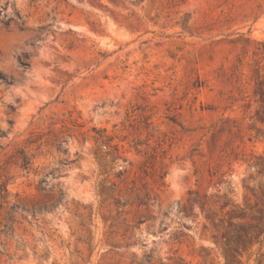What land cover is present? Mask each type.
<instances>
[{
	"label": "rangeland",
	"instance_id": "obj_1",
	"mask_svg": "<svg viewBox=\"0 0 264 264\" xmlns=\"http://www.w3.org/2000/svg\"><path fill=\"white\" fill-rule=\"evenodd\" d=\"M0 184V264H264V0H0Z\"/></svg>",
	"mask_w": 264,
	"mask_h": 264
},
{
	"label": "trees",
	"instance_id": "obj_2",
	"mask_svg": "<svg viewBox=\"0 0 264 264\" xmlns=\"http://www.w3.org/2000/svg\"><path fill=\"white\" fill-rule=\"evenodd\" d=\"M18 17L20 20H22V17L20 16V14H18ZM22 24H25V21L22 20ZM20 64L24 67V68H29L30 67V63L25 61V60H20ZM1 78L8 84H10L11 82L5 77V76H1ZM67 151V150H65ZM31 164V158L25 153L23 152L22 154V167H24L25 169H28L30 167ZM40 189L41 190H46V180L42 179L41 180V185H40ZM0 191H3L4 193H2V197L6 198L8 195V189L6 184H0ZM66 197V193L63 189L59 190L58 196L56 197V199L51 203V204H43V205H39V206H34L32 207V211H37V210H48V209H53L55 208L58 204H60L61 202H63V200ZM16 207V206H14ZM25 209V208H24ZM6 227H8L6 225Z\"/></svg>",
	"mask_w": 264,
	"mask_h": 264
}]
</instances>
